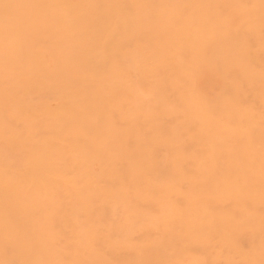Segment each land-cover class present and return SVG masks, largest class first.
Wrapping results in <instances>:
<instances>
[{
	"label": "bare ground",
	"instance_id": "1",
	"mask_svg": "<svg viewBox=\"0 0 264 264\" xmlns=\"http://www.w3.org/2000/svg\"><path fill=\"white\" fill-rule=\"evenodd\" d=\"M0 264H264V0H0Z\"/></svg>",
	"mask_w": 264,
	"mask_h": 264
}]
</instances>
